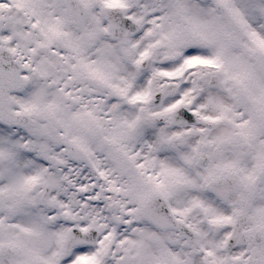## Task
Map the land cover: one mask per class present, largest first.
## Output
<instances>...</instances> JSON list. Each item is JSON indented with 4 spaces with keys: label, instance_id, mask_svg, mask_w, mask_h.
Listing matches in <instances>:
<instances>
[{
    "label": "snow or ice",
    "instance_id": "obj_1",
    "mask_svg": "<svg viewBox=\"0 0 264 264\" xmlns=\"http://www.w3.org/2000/svg\"><path fill=\"white\" fill-rule=\"evenodd\" d=\"M0 264H264V0H0Z\"/></svg>",
    "mask_w": 264,
    "mask_h": 264
}]
</instances>
